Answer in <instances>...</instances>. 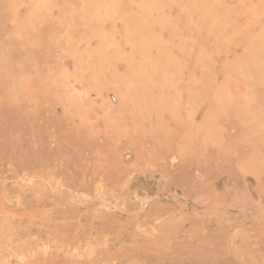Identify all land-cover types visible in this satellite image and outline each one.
I'll return each instance as SVG.
<instances>
[{
	"label": "rangeland",
	"instance_id": "1",
	"mask_svg": "<svg viewBox=\"0 0 264 264\" xmlns=\"http://www.w3.org/2000/svg\"><path fill=\"white\" fill-rule=\"evenodd\" d=\"M30 3L55 72L34 132L0 122V264H264V0ZM178 78L206 104L161 132ZM124 150L128 194L109 182Z\"/></svg>",
	"mask_w": 264,
	"mask_h": 264
},
{
	"label": "bare ground",
	"instance_id": "2",
	"mask_svg": "<svg viewBox=\"0 0 264 264\" xmlns=\"http://www.w3.org/2000/svg\"><path fill=\"white\" fill-rule=\"evenodd\" d=\"M20 2L22 5H19L18 0H0V112L2 113V121L0 122L1 126H4L2 128L4 133L9 129L12 133L17 131L27 134L28 132H34L31 119L32 115H34L33 105L38 102V98H46L34 96V94L39 95L46 90H41L39 88L36 82L37 77L38 80L42 79L44 78L43 76H45L44 73L55 72V70H52L53 67L47 64L46 60L48 47H50V45L46 44L43 48L38 50L35 49V40L38 39V37H35V30H37V27L33 22L34 18L32 17L30 0H20ZM21 6L25 7V14H23L20 20H17L15 16H18ZM51 50L53 49L51 48ZM177 66L179 67V64H177ZM198 73L200 77H202L201 75L203 72L199 71ZM75 78L82 80V74H76ZM180 80L181 78L177 80L174 79L163 87V90H166L168 94L165 96L167 103L164 107L165 111L163 112L166 117L163 123L166 129L162 130V126H159L158 128H160L161 132L171 128L175 129L177 121L182 118V114H184L185 117L191 114L195 115L206 104L204 98L207 96V92H205L203 88L205 86L202 80L199 82V86L188 84L186 88V92L188 93L182 90L180 91L187 97L185 102L181 100V98H176L174 95L179 90ZM181 82L184 85L182 80ZM151 86H153L155 90L158 87L156 84H152ZM146 88L147 85L141 86V89ZM178 99L184 104H179ZM189 108H192L193 112L187 113ZM56 112L57 114L60 113V108H57ZM184 118H182L181 121H183ZM60 119V121L55 119L49 120V123L56 128V132L60 131L62 134L69 136L70 139L78 140L80 147L81 143H89V139L87 138L89 134L82 133L81 130L75 129L74 126L68 128L66 126L68 117L66 119V117L63 116ZM77 151H79V148H77ZM132 156V152L128 150H124L120 154L114 151L110 155L112 158L111 163L117 167L119 174L117 178L110 179L109 182L113 183L116 181V184H122L120 189L127 194L128 190L134 187L131 178L133 170H121H123V165H128L130 163ZM84 162L85 159H82V164H84ZM91 162L92 158L87 161V164ZM98 170L101 172L104 171L105 165L98 168ZM91 172L92 170L86 171L85 175H89ZM96 178L97 176L94 175L91 180ZM101 181L102 180L99 182L104 184V182ZM83 187L86 188L85 185H83Z\"/></svg>",
	"mask_w": 264,
	"mask_h": 264
}]
</instances>
